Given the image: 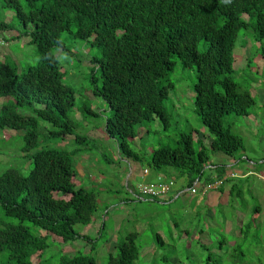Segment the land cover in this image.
Returning <instances> with one entry per match:
<instances>
[{
  "label": "trees",
  "instance_id": "trees-1",
  "mask_svg": "<svg viewBox=\"0 0 264 264\" xmlns=\"http://www.w3.org/2000/svg\"><path fill=\"white\" fill-rule=\"evenodd\" d=\"M0 7L12 11L21 28L3 42L9 46L25 37L39 58L20 73L8 56L0 62V98L12 99L0 106V128L22 131L21 157L30 162L26 175L13 168L0 173V264H35L55 245L53 236L63 244L82 240L90 245L88 254L66 255L58 248L55 264H96L93 252L99 232L90 239L74 231L75 224H89L96 212V194L76 184L71 159L86 138L75 134L68 118L74 91L62 83L58 62H49L47 55L57 49L68 52L63 33L99 52L90 59L88 86L108 106L104 133L115 141L121 156L140 160L127 142L138 135L135 124L157 120L168 129L164 101L172 84L160 81L172 72L173 59L195 70L192 108L211 135L209 152L232 159L243 149L241 137L223 123L228 114L249 116L255 105L253 96L241 91L232 77L233 48L241 30L264 39V0H0ZM6 29L0 22V30ZM199 42L205 46L202 52L196 50ZM260 55L264 71V47ZM10 106L30 115L11 113ZM82 111L96 115L87 106ZM39 121L52 129L39 135ZM64 136H72L77 147L69 152L39 148L40 138L44 142ZM147 166L167 176L165 180L183 177L184 188L195 180H220L225 171L224 165L209 163L205 148L193 149L190 133H179L172 148H153ZM227 184L229 195L234 190L235 196L241 195V181L235 178L224 179L217 191ZM104 229L102 217L99 230ZM135 237V232L125 235L105 264H133L140 249ZM155 238L162 244L157 234Z\"/></svg>",
  "mask_w": 264,
  "mask_h": 264
},
{
  "label": "rangeland",
  "instance_id": "rangeland-1",
  "mask_svg": "<svg viewBox=\"0 0 264 264\" xmlns=\"http://www.w3.org/2000/svg\"><path fill=\"white\" fill-rule=\"evenodd\" d=\"M0 22L7 26L6 30H0V62L4 55L8 56L6 59L17 64L19 73L27 66L35 65L37 57L34 47L27 45V38L20 37L9 46L2 40L3 37H14L21 30L13 19V12L0 7ZM61 41L68 52L57 49L53 54L68 56L67 60L58 62L62 83L74 91V104L68 111V118L74 124L75 134L86 138L84 143H79V151L71 155L76 169L74 179L77 185L96 194V212L90 223L75 224L74 231L90 239L97 237L99 232L100 239L93 252L96 264H105L107 255H115L116 245L133 232L135 243L140 247L133 264H264V71L260 55L264 39L258 41L250 31L241 30L233 48L232 77L241 91H248L255 99L249 116L228 114L223 120L224 125L230 126L231 131L242 139L243 149L238 151L236 158L209 152L211 135L199 123L192 108L195 70L183 68L173 59L172 72L160 81L172 84L164 101L169 117L168 129L163 130L157 120L135 124L138 135L127 142L138 154V162L121 156L115 141L104 133V120L110 111L88 86L90 59L99 56L98 50L84 41L70 39L67 33L61 35ZM204 47L199 42L196 50L202 52ZM11 100L1 97L0 106ZM84 106L96 115L83 114ZM9 111L30 115L13 106ZM51 129L47 123L38 122L39 135H45ZM179 133H190L194 150L205 148L209 163L225 165L233 178L237 176L235 179L242 184L240 196L234 195L236 190L229 195L228 184L222 192L214 190L194 196L184 192L164 203L138 200L127 192L133 191L138 181H147L148 178H142L140 174L143 169H149L147 162L152 149L174 147ZM21 135L22 131L0 128V173L7 168L16 169L23 175L29 171L30 162L21 157ZM76 147L72 136L44 142L40 138L39 143V148L67 152ZM233 162L235 164L230 165ZM150 173L154 172L150 170ZM173 189L175 186L171 191ZM255 208L258 214L254 213ZM104 210L106 213L102 214ZM102 217L105 229L99 230ZM179 229L188 232L184 234ZM31 230L43 234L37 229ZM156 234L162 244L156 240ZM255 236H258L257 241ZM51 241L55 243L52 250L50 247L41 259L34 261L35 264H55L58 248L63 254L72 255L76 251L88 254L90 246L82 240L63 244L55 236Z\"/></svg>",
  "mask_w": 264,
  "mask_h": 264
},
{
  "label": "built area",
  "instance_id": "built-area-1",
  "mask_svg": "<svg viewBox=\"0 0 264 264\" xmlns=\"http://www.w3.org/2000/svg\"><path fill=\"white\" fill-rule=\"evenodd\" d=\"M146 171L144 170L143 173ZM228 177H233L232 174H230ZM221 178L220 180H216L212 183L204 184L202 187H199L200 183L195 180L192 185L188 188L185 187L184 190L180 191L178 193L182 194L184 192H188L191 195H195L197 192L204 193L208 190H215L217 187L222 185V182L224 179L228 178ZM174 186L173 181H164L161 179L155 180V181H139V183L135 186L134 190L132 192L128 191V193L131 194L136 199H145V200H157L158 198L162 196H166L171 192L172 187ZM127 189V186H126Z\"/></svg>",
  "mask_w": 264,
  "mask_h": 264
},
{
  "label": "crops",
  "instance_id": "crops-1",
  "mask_svg": "<svg viewBox=\"0 0 264 264\" xmlns=\"http://www.w3.org/2000/svg\"><path fill=\"white\" fill-rule=\"evenodd\" d=\"M235 164V162H233V163H231L230 165H234ZM229 165V166H230ZM228 166V165H227ZM224 168H225V171H224V175H223V177L222 178H225V177H228L230 174H232L231 173V171H228L227 170V168H226V166L224 165ZM146 171L145 173H143V171ZM233 175V174H232ZM140 176L142 177V178H148L147 179V181H150V182H152V181H155V180H158V179H161V180H164V181H169V180H165V179H167V176H165L164 174H156V173H153V174H151L150 173V169H148V170H146V169H143L142 170V172H141V174H140ZM237 177V176H236ZM236 177H234V178H236ZM233 178V177H232ZM170 180L171 181H173V183H174V186H175V189H173L174 191H171L169 194H167L166 196H162V197H160V198H158L157 200H156V202H160V203H164L165 201H169L170 200V198L171 197H173V198H176L177 196H178V193L180 192V191H182V190H184L185 188H184V183H185V179L183 178V177H181V178H173V176L172 177H170ZM146 181V182H147ZM176 182H178L177 184H176ZM139 183V181L137 182V183H135V185H134V187H133V189L132 190H134V188H135V186L137 185ZM200 183V185H199V187H202L204 184H208V183H205V182H203V181H201V182H199ZM173 186V187H174ZM221 186V185H220ZM131 188V187H130ZM218 188V187H217ZM217 188L215 189V190H217ZM129 191L130 192H132L130 189H129ZM208 191H214V190H208ZM208 191H205L204 193H200V192H197V193H200V194H205L206 192H208ZM196 193V194H197ZM195 194V195H196ZM180 195V194H179ZM194 196V195H193ZM167 197V198H166ZM146 201H148V200H146ZM199 201H198V199L196 198V201H195V203L197 204ZM103 220H104V218H103ZM202 234V233H201Z\"/></svg>",
  "mask_w": 264,
  "mask_h": 264
},
{
  "label": "clouds",
  "instance_id": "clouds-1",
  "mask_svg": "<svg viewBox=\"0 0 264 264\" xmlns=\"http://www.w3.org/2000/svg\"><path fill=\"white\" fill-rule=\"evenodd\" d=\"M48 57H49V62H60L62 60H67L68 59V56L66 54H62L61 56L57 57L55 56L54 54H47ZM39 59V58H37Z\"/></svg>",
  "mask_w": 264,
  "mask_h": 264
}]
</instances>
